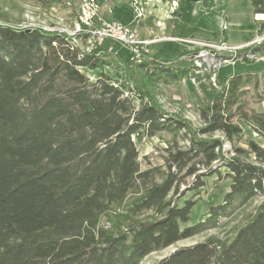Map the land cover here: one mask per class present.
I'll list each match as a JSON object with an SVG mask.
<instances>
[{
    "label": "trees",
    "instance_id": "1",
    "mask_svg": "<svg viewBox=\"0 0 264 264\" xmlns=\"http://www.w3.org/2000/svg\"><path fill=\"white\" fill-rule=\"evenodd\" d=\"M162 1L201 3L209 12L219 0ZM251 3L264 17V0ZM259 51L264 42L252 48ZM105 65L102 53L86 52L65 33L0 21V264H142L153 252L217 229L222 217L257 197L260 203L235 225L233 237L210 235L158 264H264V112L247 111L240 96L255 70L232 76L200 107L202 126L194 136L184 131L189 146L172 153L179 167L195 159L211 170L221 162L231 180L223 203L212 205L206 219L181 227L197 201L174 203L172 164L160 181L141 169L133 135L187 127L147 89L182 80L190 69L155 58L136 64L145 89L137 91ZM85 69L100 73L91 80ZM235 117L263 140L226 149L225 141L243 132ZM148 211L153 215L142 218Z\"/></svg>",
    "mask_w": 264,
    "mask_h": 264
},
{
    "label": "rangeland",
    "instance_id": "2",
    "mask_svg": "<svg viewBox=\"0 0 264 264\" xmlns=\"http://www.w3.org/2000/svg\"><path fill=\"white\" fill-rule=\"evenodd\" d=\"M115 1L119 2L120 0ZM123 2H126L127 5L125 4L121 8L125 18L122 22L128 23L135 19V11L131 5L133 0H123ZM174 2L178 3V1L171 3ZM253 12L251 0H219L216 7L209 12L202 7L201 3L193 2L175 9L170 14L173 20L168 18L165 21L166 25H169L173 30L168 31L169 34L206 42L225 41L228 45L248 44L246 49L240 50L241 55L237 56V60L228 64H225V59L219 58L221 57L219 52H208L207 58L203 59L201 79L197 83H193L194 72L190 70V76L182 80L150 86L147 89L155 91L152 92L155 102L164 111L171 115H177L187 123V127L181 132L162 131L157 135H150L146 131H141L133 135V142L137 145L140 153L141 169L152 170L155 180L160 181L168 173L169 165L172 164V170L175 171L177 177L174 193L171 194L174 203L183 205L189 199L197 201L189 222L181 223V227L193 225L206 219L212 205L223 203L224 195L229 191L231 183L227 176V168L220 166L221 162L212 164L210 170L203 162L195 159L180 167L172 161V153L186 149L190 144L189 137L184 136V131L188 133V136H194L195 133L197 134L198 127L202 126L203 121L199 115L200 107L211 101L232 76L255 70L252 72L254 77L252 83L243 87L242 95H240L241 102L244 109L249 112H264V80L259 78L264 69V51L257 52L254 57H245L244 54L246 51L252 52V48L264 42V32L259 33V26L264 20L263 14L256 15ZM76 16L77 11L73 8L70 0H55L51 5L42 4V6L32 0H0V21L19 25L20 28L28 26V28L39 27L46 31L53 29L62 32L72 31L76 28ZM178 19L179 21L175 24L173 21ZM224 23L228 25L227 29L222 28ZM184 46L182 43L171 41L163 46L162 51H158L159 46L154 45L149 60L159 58L161 60L158 61L165 64L192 69L199 50L195 49L194 54L189 50L184 51ZM95 48L105 58V72L115 79H119L129 88H134L137 91L145 90H142L140 82L141 72L133 62L127 48L109 39L97 41ZM114 51L119 55H115ZM154 52L159 53L153 55ZM219 66L218 84L213 86L211 85L212 77H214L213 67ZM85 71L91 80H95L100 73L98 69H85ZM134 99L138 104L139 99L137 97ZM234 120L239 123L243 132L233 142L225 141L226 149H231L232 144L240 148H247L246 141L249 138L256 141L263 140L243 121L237 117ZM221 135L219 132L215 133V136ZM134 195L130 194L128 201H131ZM260 201L261 197H257L243 205L231 217H222L217 229L208 228L191 238L151 253L142 264H158L161 259L170 255L177 248L204 241L210 235H217L223 241L230 239L234 236L232 233H234L235 225L244 222L248 215L254 212ZM119 211L126 213L124 209ZM151 215L153 212L148 211L144 212L141 217H150Z\"/></svg>",
    "mask_w": 264,
    "mask_h": 264
},
{
    "label": "built area",
    "instance_id": "3",
    "mask_svg": "<svg viewBox=\"0 0 264 264\" xmlns=\"http://www.w3.org/2000/svg\"><path fill=\"white\" fill-rule=\"evenodd\" d=\"M77 7L76 18H82V25L79 26L77 31L65 32L72 38L75 45L81 49L89 52L96 50L95 44L97 41L105 39L113 40L120 46L127 48L131 58L135 64L148 61L151 55V46L163 42L173 41L182 43L188 47L189 51L195 54V49H198L197 59L194 61V67L190 69L194 72L193 83H197L201 79L203 73V59L207 58V53L210 51L219 52L220 59H225V64L237 60V56L241 55L239 52L246 49V45H228L225 41L222 42H206L201 40H194L185 37H159L151 36L148 38H141L137 27L133 24H125L121 21L114 19H106L100 13V0H75ZM132 8L135 11L136 18L139 19L144 15V2L143 0H133ZM228 25L224 23L223 29H227ZM22 28V27H21ZM245 57H254L251 51L244 53ZM213 67L214 77H212L211 85L217 86L218 84V69ZM135 135V134H134Z\"/></svg>",
    "mask_w": 264,
    "mask_h": 264
},
{
    "label": "crops",
    "instance_id": "4",
    "mask_svg": "<svg viewBox=\"0 0 264 264\" xmlns=\"http://www.w3.org/2000/svg\"><path fill=\"white\" fill-rule=\"evenodd\" d=\"M120 1L117 2L115 0H100L101 15L105 17L106 19H114V20H118L121 22L124 21L125 19L124 14H123L124 11L121 8L124 7L126 2H123V0H120ZM143 2H144L143 17L137 19L135 15L134 20H132L131 22L125 23V24L135 25L139 31L141 38H148L153 35L159 36V37H181V36H177L174 34H169L168 31L170 30L173 31V30L170 29L169 25H166V22H165L166 19L168 18L173 20L170 17L171 16L170 14H172L175 11V9L179 7L177 2L171 3L167 1L165 3L162 0H143ZM178 21L179 19L173 22L176 24ZM168 42H171V41H163V42L156 43L154 45L159 46L158 51H162L163 46L167 44ZM154 45L151 46V49ZM184 47H185L184 51L189 50L187 46H184ZM156 53L158 55L159 52H156ZM156 53L154 52L153 55H156ZM114 54L119 55L116 51H114ZM156 60H161V59L158 58Z\"/></svg>",
    "mask_w": 264,
    "mask_h": 264
},
{
    "label": "bare ground",
    "instance_id": "5",
    "mask_svg": "<svg viewBox=\"0 0 264 264\" xmlns=\"http://www.w3.org/2000/svg\"><path fill=\"white\" fill-rule=\"evenodd\" d=\"M70 4V3H69ZM77 19V23H76V28L74 29V30H72V31H77V30H79V26L80 25H82V18H76ZM24 29L25 28H28V26H25V27H23ZM30 28V27H29ZM51 29H53V28H51ZM65 29V28H64ZM50 31H55L54 29L53 30H50ZM57 32V31H56ZM59 32H62V31H60L59 30ZM62 33H65V32H62ZM84 50V49H83ZM85 51H87V50H85ZM87 52H89V51H87ZM194 78V77H193Z\"/></svg>",
    "mask_w": 264,
    "mask_h": 264
}]
</instances>
